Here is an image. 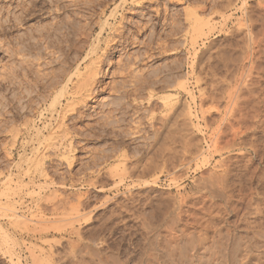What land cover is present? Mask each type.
I'll use <instances>...</instances> for the list:
<instances>
[{"label": "rangeland", "instance_id": "374dc122", "mask_svg": "<svg viewBox=\"0 0 264 264\" xmlns=\"http://www.w3.org/2000/svg\"><path fill=\"white\" fill-rule=\"evenodd\" d=\"M117 4L118 10L113 11ZM142 5L133 0H0V264H160L161 259L168 263L177 253H183L178 248L176 257L170 256L168 247L174 242L164 226L166 221L172 223L174 207L180 202L184 210L188 209L182 218L190 220L193 213L191 221L200 219L204 224L207 220L217 224L243 222L240 218L264 220V112L256 131L244 127L241 140L245 149L229 154L227 167L231 169L222 173L224 176L213 166L219 155L204 167H197L195 161L191 166L187 160L183 164L186 158L182 157L178 167L170 164L173 169H164L155 140L156 127L166 113L164 101L175 100L180 103V121L183 119L185 125L179 122V126L187 131L191 155L198 149L199 154L204 151L209 156L212 134L221 126L228 129L232 121L229 109L235 105L252 110L250 106L264 99V51L253 56L252 62L244 52L255 42L264 50V0H145ZM191 10L203 22L209 21V26L204 23V34L197 35L196 27V32L190 27L187 15ZM106 19L108 27L121 30L131 44L125 52L114 49L108 53L103 67L109 74L101 78V91L78 105V111H71L66 120L73 138L70 160L55 159L61 148L47 150L51 128L45 129L44 121L52 114V101L60 88L52 92L45 86L63 73L66 56L67 61H73L75 44L89 49L97 43L98 22ZM108 32L112 31L107 30L102 37L103 45ZM231 96L235 103L239 100L237 105ZM187 102L189 107L185 109ZM183 113L193 122L189 123ZM250 144H255L258 151H253ZM44 151L52 154L53 160L42 162ZM210 171L222 176L225 193L234 196L230 204L225 198L214 200L207 195L212 183L207 178ZM212 215L216 217L210 219ZM140 219L143 224L150 222L149 227H142ZM188 250L191 255L193 250Z\"/></svg>", "mask_w": 264, "mask_h": 264}, {"label": "bare ground", "instance_id": "6f19581e", "mask_svg": "<svg viewBox=\"0 0 264 264\" xmlns=\"http://www.w3.org/2000/svg\"><path fill=\"white\" fill-rule=\"evenodd\" d=\"M80 1V0H79ZM99 1V0H98ZM145 0H133V3L134 4H137L138 6H140L141 8L143 7V2ZM24 2V1H23ZM45 3V2H44ZM21 5V3H20ZM107 5V4H106ZM119 4H117L114 8L113 11H116L118 10L117 7H118ZM26 6V5H25ZM30 6V4H29ZM28 6V8H29ZM76 6V5H75ZM108 6V5H107ZM106 7V6H105ZM21 8L24 9V4L21 5ZM27 8V7H26ZM25 8V9H26ZM107 9V7H106ZM26 11V10H25ZM193 10H191L190 12L188 11L189 15H187V20H188V23L190 25V27L192 28V30L194 31L195 27L197 29V32H196V29L194 32H196L197 35H199L198 33H201V34H204L205 32V25L207 24V21L203 22L202 21V18H200L199 15H197V13L193 12L191 13ZM195 11V10H194ZM103 12H105V9L103 8ZM22 13V12H21ZM51 13V12H50ZM115 13V12H113ZM123 16V15H122ZM227 17V16H226ZM14 18V17H13ZM99 18V17H98ZM122 18V17H121ZM227 20V19H226ZM44 22V21H43ZM209 22V21H208ZM212 22V21H211ZM225 22V21H224ZM57 23V22H56ZM206 23V24H204ZM250 23V22H249ZM248 23V24H249ZM32 24V23H31ZM44 24V23H43ZM95 24V23H94ZM98 24L101 26L100 30H99V33H98V37L96 39L97 43H92L91 46H89V49H87V47H78L77 44H75V46L73 47L74 50H76V56L73 58V61H67V56L65 57L64 59V66H65V69L63 71V73H60L61 75H58V73H56L58 75V79H56L54 76H53V72L51 75H52V78L54 79L52 82L48 83L46 82V86L45 88H49L50 90L49 91H52V90H58V88H60V90L57 92L58 94L55 97V99L53 98V101H52V106L54 109L52 111V114L51 116L49 117V119H46L44 122H45V129H48L49 130V127L51 128V130L49 131V137L47 136L46 138V143H47V150L48 148H51L52 146L53 147H56L57 149H59L58 147L61 148V152L59 154H54L56 155L54 158H59L61 157L62 159L63 158H66L67 160H70V153L72 152V148H73V138L71 139V132L69 131V128L67 127V122L66 120H68L69 118V114L74 112V111H78V105L82 104V103H86L87 102V99H93L96 95H98V93L101 91L100 88L102 87L103 85V80L101 78H104L105 76H108L109 73H107L108 70L104 69L103 67V63L104 61L106 60V57L108 56V53H110L112 50H114L113 52L117 51V52H125L127 50V48L129 47V44L130 41L124 36L123 32L121 30H119L118 28L116 27H108V19L105 20L104 23H101V22H98ZM111 24V23H110ZM7 25V24H6ZM33 25V24H32ZM144 25V24H143ZM188 25V26H189ZM208 25V24H207ZM206 25V26H207ZM210 25V23H209ZM208 25V26H209ZM224 25V24H223ZM255 25V24H254ZM31 26V25H30ZM37 26V25H36ZM68 27V26H67ZM71 27V26H70ZM244 27V26H243ZM39 28V27H38ZM209 28V27H208ZM77 29V28H76ZM84 29V28H83ZM209 29H212V28H209ZM208 29V30H209ZM245 29V28H244ZM52 30V29H51ZM107 30H110L112 32H108V35L106 36V38L104 39L103 43L104 45L101 43V40H102V37L106 34ZM143 30V29H142ZM33 31V30H32ZM62 31V30H61ZM207 31V30H206ZM31 32V31H30ZM89 32V31H88ZM192 32V31H191ZM251 32V31H250ZM93 33V32H92ZM209 33V31H208ZM246 33V32H245ZM261 33V32H260ZM263 33V32H262ZM29 34V33H28ZM88 34V33H87ZM90 34V33H89ZM195 34V33H194ZM195 34V36H196ZM73 35V34H72ZM91 35V34H90ZM27 36V35H26ZM87 36V35H86ZM194 36V37H195ZM203 36V35H202ZM33 37V36H32ZM199 37V36H198ZM264 37V36H263ZM40 38V37H39ZM44 39V38H43ZM192 39V38H191ZM196 39V37H195ZM36 40V39H35ZM83 40V39H82ZM197 40V39H196ZM251 40V39H250ZM252 40H255L252 38ZM256 40H257V37H256ZM255 40V41H256ZM34 41V40H33ZM194 41L191 40V42ZM264 41V39H263ZM47 42V41H46ZM253 42V41H252ZM67 43V42H66ZM256 43V42H255ZM253 43V44H255ZM46 44V43H45ZM198 44V43H197ZM204 44V43H203ZM251 44V43H250ZM251 44V48L249 46V50L248 51H244V52H247L246 54L247 55V60L249 58V60L252 62L253 61V56H256V54H259V52L261 53V50L264 51L261 47H260V43H256L255 45ZM36 45V44H35ZM69 45V44H68ZM81 45V43H80ZM71 46V45H70ZM69 46V47H70ZM244 46V45H242ZM262 46V45H261ZM246 47L248 48V45H246ZM18 48V47H17ZM33 48H35L33 46ZM72 48V46H71ZM261 48V49H259ZM161 51V50H160ZM195 51V50H194ZM28 53V52H27ZM240 53V52H239ZM52 55V54H51ZM236 55V54H235ZM243 55V54H242ZM193 56V55H192ZM234 56V55H233ZM242 57V56H241ZM261 57V56H260ZM224 58V57H223ZM238 58V57H237ZM137 59V58H136ZM224 60V59H223ZM230 60V59H229ZM233 60V58H232ZM238 60V59H237ZM240 60V59H239ZM246 60V59H245ZM248 60V61H249ZM122 61V60H121ZM234 61V60H233ZM236 61V59H235ZM262 61V60H261ZM232 62V61H231ZM250 62V63H251ZM29 63V62H28ZM258 64V62H257ZM62 65V66H63ZM251 65V64H250ZM263 65V64H261ZM32 66V65H31ZM63 66V67H64ZM193 66V65H192ZM196 66V65H195ZM213 66V65H212ZM220 67V66H219ZM234 67V66H233ZM37 68V67H36ZM123 67H121L122 69ZM261 68V67H260ZM263 68V67H262ZM39 69V68H38ZM63 69V68H62ZM127 69V68H126ZM125 69V71H126ZM218 69V68H217ZM213 70V69H212ZM215 70V69H214ZM230 70V69H229ZM252 70V69H250ZM37 71V70H35ZM196 71V70H195ZM222 71V70H221ZM226 71V70H225ZM61 72V71H60ZM121 72V71H120ZM127 72V71H126ZM212 72V71H211ZM251 72V71H250ZM230 74V73H229ZM242 74V73H241ZM49 75V74H48ZM121 75V74H120ZM225 75V74H224ZM231 75V74H230ZM247 76V74H245ZM145 76V75H144ZM222 76V75H221ZM245 76V77H246ZM250 76V75H249ZM142 77V76H141ZM215 77V76H214ZM213 77V78H214ZM115 78V77H114ZM227 78V77H226ZM148 79V78H147ZM199 79V78H198ZM258 79V78H257ZM38 80V79H37ZM48 81H51L49 80V78L47 79ZM217 80V78L215 79ZM218 81V80H217ZM230 81V79H229ZM262 81V80H261ZM200 82V80H199ZM221 82V81H220ZM246 82V81H245ZM102 83V84H101ZM156 84V83H155ZM182 84V82H181ZM260 84V83H259ZM187 85V84H185ZM214 85V84H212ZM245 85V84H244ZM109 86V85H108ZM120 86V85H119ZM211 86V85H210ZM246 86V85H245ZM112 87V86H111ZM187 87V86H186ZM235 87V86H234ZM233 87V88H234ZM239 87V86H238ZM247 87V86H246ZM104 88V86H103ZM102 88V89H103ZM117 88V87H116ZM185 88V87H184ZM161 89V88H160ZM183 89V87H182ZM231 89V88H230ZM44 92H45V89H43ZM184 90V89H183ZM186 90V89H185ZM213 90V89H212ZM235 90V88H234ZM48 91V93H49ZM222 91V90H221ZM230 92H233L231 90H229ZM53 92V91H52ZM243 92V91H242ZM191 93V92H190ZM194 93V92H193ZM254 93V92H253ZM219 94V93H218ZM231 94V93H230ZM234 94V93H233ZM237 94V93H236ZM160 95V94H159ZM194 95V94H193ZM229 95V94H228ZM226 97V96H225ZM237 97V96H236ZM162 98V97H161ZM227 98V97H226ZM230 98V97H229ZM247 98V97H246ZM250 98V97H249ZM234 99L232 98L231 96V100ZM114 100V99H113ZM166 100V99H165ZM167 100H169L167 98ZM177 100V99H176ZM228 100V99H227ZM230 100V99H229ZM231 100H230V104L234 103L236 104L234 101L232 100V103H231ZM33 101V100H32ZM31 101V102H32ZM65 101V102H64ZM246 101H250V100H246ZM164 106L163 107V111L165 110L166 113L163 114V116L161 117V122H160V125L159 127L157 126L156 127V131H155V140H156V144H157V154L158 156L160 157L159 159L161 160V164L162 166L164 167V169L166 167H169L170 164L174 167V169L176 167H178L179 165L177 163H180L181 161V158H186L185 160H182L181 162L185 163L186 160H187V164L189 166H191V164L194 162L196 164L197 167H204L205 165H207L208 163L211 162L212 158L216 157V155L220 156V159H216V162H215V166L214 169L216 170L215 172L216 173H219L218 171L221 170V174L222 173H226L227 174V171H229L231 168L227 167V165L229 166V164H227V162L229 160H231V156L229 154H231V152H240V153H243V149H245V146L244 145V140L242 141V137H243V134L245 132H243V130H245L246 128V131L248 130H251V131H256L259 124L262 122L261 121V116H262V113L264 112V99H260L259 102H257V104L255 105V103L253 104V106H250L252 110H246V106L245 107H235V105L233 106L234 108H237V111L236 109H229L231 110L230 112L228 113H232L231 116H232V121H230L227 125L228 129L224 128V130L221 128H218L217 130H215L214 132V128H212V132H214L213 135V143H211L210 145V148L212 149L209 154V156H205L204 155V151L201 152L199 154L200 151H194V152H197L195 154H198L196 156H193L191 155V141L188 139V136L186 135L185 133V130L183 132V130L181 129L182 127L179 126V122L181 123V120L180 121V116H181V112L179 110V102L178 101H164ZM241 102V101H240ZM245 102V101H244ZM247 102V103H248ZM29 103V102H28ZM33 103V102H32ZM98 103V102H97ZM161 103V102H159ZM186 103V102H184ZM184 103H183V106H184ZM188 103V102H187ZM243 103V102H242ZM253 103V102H252ZM108 104V103H107ZM229 104V106H230ZM238 104V103H237ZM236 104V105H237ZM240 104V103H239ZM60 105V107L58 106ZM119 105V104H118ZM233 105V104H232ZM245 105V103L243 104V106ZM250 105V104H249ZM32 106V105H31ZM30 106V107H31ZM130 106V105H129ZM148 106V105H147ZM161 106V105H160ZM182 106V107H183ZM186 106V107H185ZM185 106L183 108L187 109V107H189V103L188 104H185ZM263 106V107H262ZM119 107V106H118ZM228 107V106H227ZM231 107V106H230ZM149 108V107H148ZM158 108V107H157ZM182 108V109H183ZM232 108V107H231ZM52 109V108H51ZM128 110V109H127ZM191 111V108L189 109ZM227 110V109H226ZM151 111V110H150ZM188 110H185L184 112H187ZM187 112V114H189V112ZM115 112V111H114ZM148 112V111H147ZM153 112V111H152ZM183 112V110H182ZM113 113V111H112ZM110 113V114H112ZM149 113V112H148ZM151 113V112H150ZM42 114V113H41ZM108 114V113H107ZM122 114V113H120ZM138 114V113H137ZM185 114V113H183ZM187 114H185V117H186V120L190 122H193V120H189L187 118ZM109 115V114H108ZM191 115V114H190ZM43 116V115H42ZM77 116V115H76ZM98 116V115H97ZM103 116V115H102ZM101 116V117H102ZM111 116V115H110ZM189 116V115H188ZM45 117V115H44ZM88 117V116H87ZM113 117V116H112ZM120 117V115H119ZM159 117V116H158ZM192 117V116H191ZM190 117V119H191ZM72 118V117H71ZM105 118V117H104ZM54 120L56 121L55 125L52 126L51 124H54ZM119 120V119H118ZM122 120V119H121ZM109 121V120H108ZM128 121V120H127ZM131 121V120H130ZM149 121V120H148ZM261 121V122H260ZM138 122V121H137ZM187 122V121H186ZM250 122V123H249ZM260 122V123H259ZM17 123V122H16ZM88 123V122H87ZM107 123V122H106ZM109 123V122H108ZM132 123V122H131ZM185 123V121H184ZM188 123V122H187ZM186 123V124H187ZM207 123V122H206ZM110 124V123H109ZM182 124V123H181ZM223 124V123H222ZM226 124V123H225ZM224 124V125H225ZM235 124H237L238 126H236ZM28 125V124H27ZM104 125V124H103ZM152 125V124H151ZM182 125H185V124H182ZM195 126V124H192ZM7 126V125H6ZM52 126V127H51ZM188 126V125H186ZM191 126V124L189 125ZM193 126V127H194ZM100 127V126H99ZM206 127V126H205ZM235 127H238V128H235ZM245 127V128H244ZM87 128V127H86ZM114 128V127H113ZM188 127L185 128L184 126V129L187 130ZM192 128V127H191ZM208 128V127H207ZM244 128V129H243ZM137 129V128H135ZM216 129V128H215ZM226 129V130H225ZM134 130V129H133ZM191 130V129H190ZM195 130V129H194ZM145 131V130H144ZM31 132V131H30ZM108 132V131H107ZM113 132V131H112ZM254 133V132H253ZM135 134V133H133ZM131 133V135H133ZM98 135V134H97ZM192 135V134H191ZM210 135V133H209ZM254 135V134H252ZM136 136V135H134ZM146 136V135H145ZM16 137V136H15ZM192 137V136H191ZM196 137V136H195ZM211 137V136H210ZM126 138V137H125ZM145 138V137H144ZM211 138V139H212ZM244 138V137H243ZM45 139V138H44ZM79 140V139H78ZM146 141V140H145ZM201 141V140H200ZM16 142V141H15ZM42 142V141H41ZM118 142V141H117ZM147 142V141H146ZM195 142V141H194ZM248 143V142H247ZM41 144V143H40ZM112 144V143H111ZM155 144V145H156ZM42 145V144H41ZM55 145V146H54ZM117 145V144H116ZM197 145V144H196ZM199 145V143H198ZM249 145V144H248ZM253 146V151L257 152L258 149H256V147L253 145V144H250ZM114 147V145H113ZM134 147V146H133ZM196 147V146H195ZM44 148V147H43ZM45 148V149H46ZM141 148V147H140ZM194 148V147H193ZM208 148V149H210ZM252 148V147H251ZM39 149V148H38ZM112 149V148H111ZM139 149V148H138ZM56 150V149H55ZM124 150V149H123ZM154 150V149H153ZM195 150V149H193ZM200 150V149H199ZM9 151V150H8ZM7 151V152H8ZM246 151V150H245ZM6 152V153H7ZM49 152V151H48ZM126 152V150H125ZM47 153V152H46ZM116 153V152H115ZM98 154V153H97ZM118 154V153H117ZM134 154V153H133ZM139 154V153H138ZM100 155V154H99ZM184 155V156H183ZM135 156V155H134ZM138 156V155H137ZM189 159H187V157ZM93 157V156H92ZM126 157V156H125ZM264 157V155H263ZM10 158V157H9ZM38 158V157H37ZM47 158H49L50 160H53V157H52V154H45V151L41 153V156H40V160L43 162V160H46ZM102 158V157H101ZM127 158V157H126ZM130 158V157H129ZM158 158V157H157ZM61 159V160H62ZM100 159V158H99ZM132 159V157H131ZM158 159V160H159ZM262 159V158H261ZM37 160V159H36ZM35 160V161H36ZM66 160V161H67ZM128 160V159H127ZM137 160V159H136ZM214 160V159H213ZM41 161H39L41 163ZM95 161V160H94ZM143 161V160H142ZM151 161V160H150ZM198 161V162H197ZM251 161V160H250ZM249 161V162H250ZM152 162H153V159H152ZM61 163V162H60ZM148 163V162H147ZM151 163V162H150ZM154 163V162H153ZM158 163V162H157ZM183 163V164H184ZM252 163V161L250 162ZM38 164V163H37ZM92 164V163H91ZM118 164V163H116ZM125 164V163H124ZM142 164V163H140ZM249 164V163H248ZM40 165V164H38ZM103 165V164H102ZM123 165V164H121ZM129 165V164H128ZM152 165V164H150ZM149 165V166H150ZM155 165V164H154ZM158 165V164H157ZM157 165H155L157 167ZM176 165V166H175ZM193 165V164H192ZM118 166V165H117ZM124 166V165H123ZM135 166V165H134ZM143 166V165H142ZM248 166V165H247ZM34 167V166H33ZM36 167V166H35ZM40 167V166H39ZM133 169L134 167L131 166ZM159 167V166H158ZM171 167V166H170ZM169 167V168H170ZM250 167V165L248 166V168ZM110 168V167H109ZM114 168V167H113ZM115 168H117L115 166ZM130 168V167H129ZM142 168V167H141ZM140 168V169H141ZM172 168V167H171ZM238 168V167H237ZM35 169V168H34ZM46 169V168H45ZM44 169V170H45ZM111 169V168H110ZM109 169V171H110ZM147 169V168H146ZM173 169V168H172ZM229 169V170H228ZM250 169V168H249ZM36 170V169H35ZM43 170V171H44ZM144 170V169H143ZM159 170V169H158ZM168 170V168L166 169ZM201 170V169H200ZM248 170V169H247ZM254 170V169H253ZM30 171V170H28ZM46 171V170H45ZM57 171V169H56ZM93 171V170H92ZM108 171V170H107ZM130 171V170H129ZM170 171V170H169ZM4 172V171H3ZM124 172V171H123ZM151 172V171H150ZM154 172V171H153ZM160 172V171H159ZM212 173V171H210ZM209 172V173H210ZM27 173V172H26ZM47 173V172H46ZM45 173V174H46ZM129 173V172H128ZM180 173V172H178ZM208 173V172H207ZM214 173V174H216ZM256 173V172H255ZM3 174V173H2ZM34 174V173H33ZM112 174V173H111ZM110 174V175H111ZM126 174V173H125ZM137 174V173H136ZM213 173L209 175V177L207 178H210L212 180V183L210 185V188L211 190H209L208 194L210 196V198L214 199V200H217V199H220V200H225L226 201L228 200V203L230 200V197L232 196H229V192L228 193H225L224 190H226V185L224 186V181L222 180V176L226 175V174H222V176L220 177L219 175H214ZM252 174V173H251ZM101 175V174H100ZM115 175V174H114ZM118 175V174H117ZM239 175V174H238ZM43 176V174H42ZM48 176V175H47ZM113 176V175H112ZM111 176V177H112ZM174 176V175H173ZM181 176V175H180ZM179 176V177H180ZM216 176V177H215ZM229 176V175H228ZM12 177V176H11ZM49 177V176H48ZM121 177V176H120ZM139 177V176H138ZM219 177V178H218ZM239 177V176H238ZM141 178V177H140ZM153 178V177H152ZM151 178V179H152ZM155 178V177H154ZM157 178H158V174H157ZM156 178V179H157ZM197 178V177H196ZM204 178V177H203ZM226 178L223 177V179ZM229 178V177H228ZM235 178V177H234ZM259 178V176H258ZM54 179V178H53ZM181 179V178H180ZM90 180L92 181V178H90ZM102 180V179H101ZM171 180V179H170ZM174 180V179H173ZM208 182L211 181L209 179H207ZM226 180V179H224ZM263 180V179H262ZM94 181V180H93ZM96 181V180H95ZM137 181V180H136ZM199 181V180H198ZM242 181V180H241ZM244 181V180H243ZM89 182V181H88ZM173 182V181H172ZM177 182V181H176ZM224 182V183H223ZM138 183V182H137ZM199 183V182H198ZM206 183V182H205ZM9 184V183H8ZM94 184V183H92ZM97 184V183H96ZM102 184V183H101ZM115 184V183H114ZM118 185V183H116ZM177 184V183H176ZM210 184V182H209ZM129 185V184H128ZM264 185V184H263ZM7 186V185H6ZM10 186V185H9ZM196 186V185H195ZM204 186V185H203ZM262 186V185H261ZM115 187V186H114ZM140 187V186H139ZM181 187V186H180ZM200 187V186H199ZM209 187V186H208ZM207 187V188H208ZM225 187V188H224ZM235 187V186H234ZM179 188V187H177ZM232 188V187H231ZM243 188V187H242ZM8 189V188H7ZM230 190V189H229ZM243 191V190H242ZM227 192V191H226ZM168 193V192H167ZM195 193V192H194ZM198 193V192H197ZM206 193V192H205ZM188 194V193H187ZM228 194V195H227ZM4 195V194H3ZM51 196V194H49ZM57 194H55L56 196ZM203 195V194H202ZM231 195V194H230ZM233 195V194H232ZM237 195V194H236ZM54 196V197H55ZM159 196V195H158ZM164 196V195H163ZM193 196V195H192ZM206 196V194H205ZM9 197V196H8ZM53 197V196H52ZM127 197V196H126ZM199 197V195H198ZM207 197V196H206ZM234 197V196H233ZM232 197V198H233ZM49 198V197H48ZM56 198V197H55ZM203 198V196H202ZM209 198V197H208ZM225 198V199H224ZM52 200V198H49V200ZM78 199V198H77ZM174 199V198H173ZM196 199V198H195ZM206 199V198H205ZM47 200V199H45ZM54 200V199H53ZM86 200V199H85ZM176 200V199H175ZM55 201V200H54ZM182 201V200H181ZM8 202V201H7ZM70 202V201H69ZM174 202V200H173ZM211 202V201H210ZM217 202V201H216ZM57 203V202H56ZM55 203V205H56ZM130 203V202H129ZM179 203V202H178ZM212 203V202H211ZM214 203V201H213ZM225 203V202H224ZM227 203V204H228ZM10 204V203H9ZM80 204L82 205V203L80 202ZM80 204H78L79 206H81ZM168 204V203H167ZM203 204V203H202ZM225 203V205H227ZM230 204V203H229ZM232 204V203H231ZM54 205V206H55ZM71 205V204H70ZM69 205V206H70ZM77 205V206H78ZM220 205V203H219ZM245 205V204H244ZM248 205V204H247ZM253 205V204H252ZM257 205V204H256ZM48 206V205H47ZM59 206V205H58ZM72 206V205H71ZM77 207L78 209L80 207ZM121 206V205H120ZM196 206V205H195ZM202 206V205H201ZM214 206V205H213ZM6 208V206H4ZM89 207V206H88ZM187 207V206H186ZM197 207V206H196ZM203 207V206H202ZM216 207V206H215ZM224 207V206H223ZM227 207V206H226ZM225 207V209H226ZM257 207V206H256ZM9 208V207H8ZM51 208V207H50ZM72 208V207H71ZM82 208V206H81ZM84 208V207H83ZM148 208V207H147ZM220 208V207H218ZM236 208V207H235ZM254 208V207H253ZM11 208H9L8 210L10 211ZM76 209V208H75ZM77 209V211H78ZM123 209V208H122ZM164 209V208H163ZM185 209V208H184ZM183 209V206L180 202V204L178 205H175L174 207V212L176 211L175 215L174 213H172V216H175L173 218L172 223L170 224H167V221H166V225L165 228L168 232V236H166L167 234H164L166 237H168L170 240H173L174 243H170L171 245L168 247L166 241L162 242V243H166L167 247L170 249V256L174 254L173 257H176L175 255V251L179 248L180 250L179 251H182L183 253H177V257L178 255H181V257L179 258V260L177 259H173L172 260L169 258V255H166L168 258V263L167 262H162V259H161V262L160 264H264V220L262 221H257V219H254L253 218H249V219H244V218H240V219H243V222H239L240 220H238V222H235V223H229L228 221L226 223L224 222H221L222 224H217V223H213L211 222H208V220L206 221V223H200V219L199 221H197V219L193 218V220L195 219V221H191V218H192V214L191 212H189L191 215V218L190 220L189 219H184L182 218V216H184L183 214L184 213H187L185 211L187 210H184ZM204 209V208H203ZM213 210V208H211ZM225 209H221L222 210H225ZM229 209V208H228ZM227 209V210H228ZM248 209V207H247ZM262 209V208H261ZM7 209H5L6 211ZM80 210V209H79ZM127 210V209H126ZM170 210V209H169ZM168 210V211H169ZM202 210V209H201ZM206 210V209H205ZM226 210V211H227ZM232 209L230 208V211ZM258 210V209H257ZM260 210V209H259ZM258 210V211H259ZM12 211V210H11ZM10 211V212H11ZM71 211V210H69ZM73 211V209H72ZM84 211V210H83ZM217 211V210H216ZM229 211V212H230ZM236 211V209H235ZM234 211V212H235ZM261 211V210H260ZM259 211V214L261 213ZM8 212V211H7ZM6 212V213H7ZM76 212V211H75ZM81 212V211H80ZM165 212V211H164ZM167 212V211H166ZM220 212V211H219ZM218 212V213H219ZM224 212V211H223ZM233 212V213H234ZM249 212V211H248ZM251 212V211H250ZM249 212V213H250ZM256 212V211H254ZM253 212V213H254ZM188 213V214H189ZM210 214V212H208ZM215 213V212H214ZM222 213V212H221ZM225 213V212H224ZM223 213V215H224ZM252 213V214H253ZM258 212H256L257 214ZM263 213V212H262ZM261 213V215H262ZM71 214V213H70ZM76 214V213H75ZM87 214V212H86ZM85 214V215H86ZM166 214V213H165ZM187 214V215H188ZM198 214V213H196ZM206 214V213H205ZM204 214V215H205ZM208 214V215H209ZM213 214V213H212ZM220 214V213H219ZM230 214V213H228ZM244 214V213H243ZM61 215V214H60ZM65 215V214H64ZM68 215V214H67ZM79 216H81L79 213H78ZM154 215V214H153ZM152 215V216H153ZM195 215V213H194ZM202 215V213H201ZM218 215V214H217ZM221 215V214H220ZM236 215V214H235ZM251 215V214H249ZM135 216V215H134ZM166 216V215H165ZM163 216V217H165ZM170 216V215H169ZM189 216V215H188ZM197 216V215H196ZM195 216V217H196ZM227 216V215H226ZM245 216V215H244ZM247 216V215H246ZM252 216H255L252 215ZM54 217V216H53ZM72 217V216H71ZM86 217V216H85ZM136 217V216H135ZM142 217V215H141ZM187 217V216H185ZM194 217V216H193ZM199 217H201L199 215ZM198 217V218H199ZM207 217V216H206ZM211 217H216V215H212L210 216V219ZM223 217V216H222ZM250 217V216H249ZM258 217V215H257ZM256 217V218H257ZM69 218V217H68ZM91 218V217H90ZM170 218V217H168ZM205 218V217H204ZM203 218V219H204ZM18 219V218H17ZM16 219V220H17ZM53 219V218H52ZM62 219V218H61ZM75 219V218H74ZM73 219V220H74ZM138 219V217H137ZM136 219V220H137ZM164 219V218H163ZM171 219V218H170ZM207 219V218H206ZM204 219V220H206ZM222 219V218H221ZM220 219V220H221ZM252 219V220H250ZM47 220V219H46ZM77 220V219H75ZM144 220V219H143ZM202 220V218H201ZM245 220V221H244ZM62 221V220H60ZM113 221V220H112ZM116 221V220H115ZM161 221V220H160ZM164 221V220H163ZM170 221V222H171ZM199 222L200 224H197V222ZM203 221V220H202ZM215 221V220H214ZM18 222V220H17ZM72 222V221H71ZM79 222V221H78ZM20 223V222H19ZM86 223V222H85ZM140 223H141V219H140ZM145 223L142 222L141 225ZM150 223V222H148ZM146 223V224H148ZM72 224V223H71ZM80 224V223H79ZM103 224V223H102ZM146 224H143L142 227H144V225ZM116 225V224H115ZM152 225V224H150ZM162 225V224H160ZM69 226V224H68ZM156 226V225H155ZM163 226V228H164ZM146 227H149V224L148 226ZM145 227V228H146ZM92 229V228H91ZM149 229V228H147ZM155 230L157 229L156 228H153ZM190 229V230H189ZM192 229V230H191ZM61 230V229H60ZM145 230V229H144ZM81 231V230H80ZM160 231V230H159ZM89 232V231H88ZM158 232V231H157ZM166 232V231H165ZM213 232V234H212ZM90 233V232H89ZM88 233V234H89ZM110 233V232H109ZM160 233V232H159ZM158 233V234H159ZM85 234V232H84ZM95 234V233H94ZM162 236H163V233H161ZM160 234V236H161ZM65 235V234H64ZM77 235V234H76ZM80 235V234H79ZM87 235V234H86ZM98 235V234H97ZM102 235V234H101ZM149 236V235H148ZM154 236V235H153ZM164 236V237H165ZM97 237V236H96ZM151 237V236H150ZM165 237V238H166ZM5 238V237H4ZM81 238V237H80ZM153 238V237H152ZM158 238H159V235H158ZM163 238V237H162ZM155 239V237H154ZM157 239V238H156ZM160 239V238H159ZM168 239V240H169ZM71 240V239H70ZM96 240V239H95ZM94 240V241H95ZM150 240H153L150 238ZM158 240V239H157ZM93 241V240H92ZM102 241V240H101ZM100 241V242H101ZM154 241V240H153ZM161 241V240H160ZM163 241V240H162ZM170 242V241H169ZM59 243V242H58ZM151 243V242H150ZM161 243V242H160ZM160 243H156V246H158L157 244H160ZM103 244V243H102ZM104 245V244H103ZM125 245V244H124ZM155 245V244H154ZM162 245V244H161ZM96 246V245H95ZM155 246V247H156ZM84 247V246H83ZM163 247V245H162ZM161 247V249H162ZM166 248V246H165ZM164 248V249H165ZM165 251H167V249ZM188 249H192L193 252L191 255H189V250ZM66 250H69V249H66ZM71 250V249H70ZM95 250V249H94ZM188 250V252H187ZM160 252V250H158ZM163 251V249H162ZM163 251V252H165ZM178 251V250H177ZM178 251V252H179ZM53 252V251H52ZM191 253V252H190ZM77 254V253H76ZM99 254V253H98ZM134 254V253H133ZM168 254V253H167ZM70 255V254H69ZM150 255V254H149ZM163 255V254H162ZM105 256V255H104ZM103 256V257H104ZM165 255H163L162 258H165L164 257ZM149 257V256H147ZM151 257V256H150ZM76 258V257H75ZM153 258V262H157V261H154L156 260L155 257H152ZM81 259V258H80ZM144 259V258H143ZM85 260V259H84ZM164 260V259H163ZM134 261V260H133ZM146 261V260H145ZM148 261H149V258H148ZM139 262V261H138ZM159 262V261H158ZM73 263V262H72ZM86 263V262H85ZM155 264V263H153ZM159 264V263H158Z\"/></svg>", "mask_w": 264, "mask_h": 264}]
</instances>
